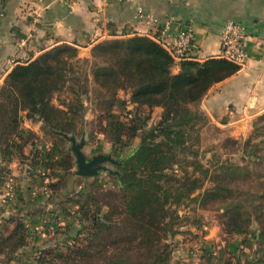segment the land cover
<instances>
[{
	"label": "trees",
	"instance_id": "1",
	"mask_svg": "<svg viewBox=\"0 0 264 264\" xmlns=\"http://www.w3.org/2000/svg\"><path fill=\"white\" fill-rule=\"evenodd\" d=\"M177 64L180 71L174 73ZM240 68L223 58L201 62L187 56L177 63L160 39L148 35L101 41L92 48L89 58L80 57L73 45H58L16 64L0 88V156L5 165L0 167V175L9 172L7 165L14 159L26 164L29 158L24 148L34 136L24 134L21 121L24 112L28 119L41 122L44 132L54 138L45 159L47 169L59 176V181L46 186L61 191L66 176L72 173L75 158L68 149L61 148L65 139L59 133L78 135L84 131L87 108L83 97L94 83L100 91V118L113 147L123 151L136 138L141 140L119 166L120 175L114 176L118 186L115 196L121 208H113L115 213L120 209L124 215L123 226L118 229H124L126 234L113 240L116 248L104 264H171L175 251L168 241L169 234L174 238L180 232L179 227L191 222L190 217L177 211L187 201L201 204L220 201L226 233L231 236L251 233L252 222L264 206V196L259 199L251 194L245 196L230 187L234 175L246 168L221 163L213 170L208 169L191 143L199 126L207 121L199 108L200 102L214 85L235 75ZM120 91L130 94L133 111H127L126 101L121 102ZM66 94L68 97L62 99ZM56 97L59 106L53 103ZM156 107L163 109L160 120L148 128ZM143 108L149 111L148 115L140 113ZM259 120L264 121V114ZM255 128L260 129L256 124ZM33 145L32 160H36L42 154L38 145ZM188 154L194 156L193 161L187 160ZM261 158L264 160V156ZM187 167L193 168L192 172ZM179 169L184 171L182 177L176 173ZM209 179L214 185L194 197ZM67 199L87 216L85 204L80 205L79 199ZM24 218L11 215L0 223V255L8 256L6 263L28 244L30 231ZM90 229L85 247H80L77 239L68 254H59L54 248L46 253L51 258L39 257L38 263L54 264L56 259L68 261L72 256L92 257L91 251L100 246L102 236L111 227L96 217ZM257 232L259 246H263L264 222ZM132 249L138 252L129 253ZM235 262H240L238 257Z\"/></svg>",
	"mask_w": 264,
	"mask_h": 264
},
{
	"label": "rangeland",
	"instance_id": "2",
	"mask_svg": "<svg viewBox=\"0 0 264 264\" xmlns=\"http://www.w3.org/2000/svg\"><path fill=\"white\" fill-rule=\"evenodd\" d=\"M84 54L85 52L83 56L79 55L84 58L86 57ZM99 92V88L91 83V91L83 97L87 108L83 125L84 131L76 137L79 141L83 135L85 136L87 145L84 151L90 156L99 153H112L115 158L125 160L127 155L138 147L141 140L136 138L133 145L123 151L113 147L106 135L105 123L100 118ZM67 97V94L62 95V99ZM119 98L121 102H127V111H133L134 106L129 103L130 94L128 92L120 91ZM53 103L59 106L57 97ZM158 108H154L151 112L148 128L158 124L163 112L162 108H160L162 110ZM140 113L146 116L149 111L143 108ZM124 114L125 112H123ZM261 116L251 119L252 121L245 129L220 128L209 124L207 120L199 126L191 142L194 145L193 151H198V159L208 169L213 170L221 163H226L227 166L239 165L246 168L242 170L241 174L234 175L236 178L234 182L230 183V187L245 196L255 195L257 199L264 196V160L261 158L264 156V128L262 127L264 121L259 120ZM21 121L24 134L28 137L33 135L34 138H31L29 144L24 148V153L29 158L26 160V164H23L24 168L21 169L23 173L15 172L14 174L9 170V172L0 175V223L3 218L11 215L23 216L29 226L30 236L27 246L12 256L11 262L6 263L7 255H0V264H39V257L41 259L51 258L46 254L51 249L55 248L59 254H68L70 245H74L77 239L80 240V247H85L88 243L86 240L88 233L92 231L90 228L96 221V217L105 221L111 229L102 236L103 240L99 242L100 246L91 251L93 256L88 258L72 256L68 261L56 259L54 264L106 263L116 248L113 245V240L125 233L124 229H118L123 226L124 215L121 214L120 209L115 213L113 208H121V202L115 196L118 187L114 177L116 175L103 172L100 176L93 178L77 176L74 159L72 173L66 176V183L62 190L49 189L46 185L59 181V176L55 177L47 169V160L45 159L47 152L52 149L54 138L44 132L41 122L28 119L24 112L21 113ZM25 122L34 124L38 131L26 127ZM255 124L259 126V130H256ZM248 140H251L250 144ZM33 143L38 145L42 154L36 160H32V153L35 149ZM69 146L70 143L66 140L61 144L62 149L70 151ZM193 159L194 156L187 155L188 161H193ZM15 160L22 165L19 159L16 158L13 162ZM0 161L2 162V158ZM107 166L113 171H119V166L111 164H107ZM187 169L189 172L193 170L191 167H187ZM55 172L58 173L59 170ZM176 173L179 177L184 175L182 169ZM8 176L14 177L17 186V202L12 205L4 203L2 192L4 179ZM197 176H200L199 173ZM213 185L210 179L206 180L203 188L197 191L194 197L202 195L206 189ZM67 198L79 199L80 205L85 204L87 216L83 215L79 206L67 202ZM199 200L202 201L201 198ZM221 207L220 201L211 200L204 201L203 204L199 201H187L177 207L178 213L190 217L191 222L179 227L178 229L182 233L179 232L174 238L169 234L168 241L172 243V248L175 251L171 264H227L229 261L235 264L236 257L240 260L238 264H264V261L260 262L264 258V245L259 246L257 239V231L261 223L264 222V206L260 208L259 216L252 222L251 233L233 236L226 233ZM106 216L110 218L106 219ZM181 250H184L185 256L183 257L176 254ZM136 252H138L137 249L129 250L131 254Z\"/></svg>",
	"mask_w": 264,
	"mask_h": 264
},
{
	"label": "crops",
	"instance_id": "3",
	"mask_svg": "<svg viewBox=\"0 0 264 264\" xmlns=\"http://www.w3.org/2000/svg\"><path fill=\"white\" fill-rule=\"evenodd\" d=\"M4 2L5 17L0 24V86L16 64L58 45H73L81 56L85 52L84 58H89L97 43L136 34L172 42L182 30L190 28L195 38L188 57L201 62L219 59L223 29L231 20L245 30V62L235 75L214 85L199 108L209 124L220 128L245 129L251 119L264 114V0ZM29 33L34 37L25 41ZM173 71L178 73L180 66L177 64ZM25 126L38 131L32 123L25 122ZM7 167L14 174L23 173L24 166L17 160ZM183 251L176 254L183 257Z\"/></svg>",
	"mask_w": 264,
	"mask_h": 264
},
{
	"label": "built area",
	"instance_id": "4",
	"mask_svg": "<svg viewBox=\"0 0 264 264\" xmlns=\"http://www.w3.org/2000/svg\"><path fill=\"white\" fill-rule=\"evenodd\" d=\"M142 16V9L139 10ZM5 17V2L0 0V24ZM29 33L25 41L33 38ZM192 29L182 30L172 42L162 41L161 43L178 63L188 56L189 49L194 42ZM246 33L244 28L235 21H227L221 37L220 57L239 66H243L246 59L245 52ZM4 203L15 204L17 202V186L14 177H5L3 183Z\"/></svg>",
	"mask_w": 264,
	"mask_h": 264
},
{
	"label": "water",
	"instance_id": "5",
	"mask_svg": "<svg viewBox=\"0 0 264 264\" xmlns=\"http://www.w3.org/2000/svg\"><path fill=\"white\" fill-rule=\"evenodd\" d=\"M59 134L70 143L69 149L75 157V174L77 176L93 178L100 176L103 172H108L111 175H120L119 171H113L105 164L122 166L125 161L124 159L115 158L112 153H99L90 156L84 151V148L87 145L84 135L78 141L75 134ZM0 165H2L1 161Z\"/></svg>",
	"mask_w": 264,
	"mask_h": 264
},
{
	"label": "flooded vegetation",
	"instance_id": "6",
	"mask_svg": "<svg viewBox=\"0 0 264 264\" xmlns=\"http://www.w3.org/2000/svg\"><path fill=\"white\" fill-rule=\"evenodd\" d=\"M105 165H107V164H105Z\"/></svg>",
	"mask_w": 264,
	"mask_h": 264
}]
</instances>
